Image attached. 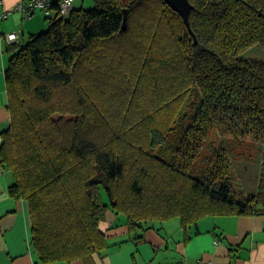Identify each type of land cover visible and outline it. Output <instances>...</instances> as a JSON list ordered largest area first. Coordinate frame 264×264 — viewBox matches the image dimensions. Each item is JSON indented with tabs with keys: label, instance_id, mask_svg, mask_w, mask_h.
<instances>
[{
	"label": "trees",
	"instance_id": "trees-1",
	"mask_svg": "<svg viewBox=\"0 0 264 264\" xmlns=\"http://www.w3.org/2000/svg\"><path fill=\"white\" fill-rule=\"evenodd\" d=\"M190 1L191 29L164 0H95L9 46L0 160L29 205L37 264L105 249L109 210L131 232L264 210V175L260 192L235 193V141L194 172L214 130L264 154V62L240 56L264 46V0Z\"/></svg>",
	"mask_w": 264,
	"mask_h": 264
},
{
	"label": "crops",
	"instance_id": "crops-1",
	"mask_svg": "<svg viewBox=\"0 0 264 264\" xmlns=\"http://www.w3.org/2000/svg\"><path fill=\"white\" fill-rule=\"evenodd\" d=\"M23 0H1L0 15V135L11 124L5 71L9 46L25 44L31 35L44 31L42 14L25 15L15 10ZM95 0H74V8L91 9ZM44 16V15H43ZM18 32L14 42L5 35ZM13 172L0 160V264H37L32 245L29 205L11 197ZM248 215L210 216L184 230L179 218L152 222L131 232L125 218L109 210L100 223L107 246L99 253L72 262L52 264H264V210Z\"/></svg>",
	"mask_w": 264,
	"mask_h": 264
},
{
	"label": "rangeland",
	"instance_id": "rangeland-1",
	"mask_svg": "<svg viewBox=\"0 0 264 264\" xmlns=\"http://www.w3.org/2000/svg\"><path fill=\"white\" fill-rule=\"evenodd\" d=\"M37 14H42L41 18L46 21L44 29L46 31L49 28L50 20L45 18V15L41 11ZM240 56L244 59L264 62V46L259 43L254 44L243 50ZM221 140L229 144H231V141H235L231 151L228 150V152L231 154L232 163L230 171L236 195L238 197H245L260 192L259 189L264 175V154L261 150L262 142L256 141L251 137L244 140L228 139L219 135L217 131H212L209 140L195 161L196 165L194 167L196 170L194 172L206 163L204 158L213 155L215 146L220 147L219 144H222ZM211 143H214V146ZM197 175L200 174L197 173Z\"/></svg>",
	"mask_w": 264,
	"mask_h": 264
},
{
	"label": "built area",
	"instance_id": "built-area-1",
	"mask_svg": "<svg viewBox=\"0 0 264 264\" xmlns=\"http://www.w3.org/2000/svg\"><path fill=\"white\" fill-rule=\"evenodd\" d=\"M74 0H59L57 2L58 9H54V0H23L15 5V10L22 11L24 14L31 16L41 11L45 17H53L56 12L61 15H68L73 8ZM1 3V0H0ZM1 18L7 17V11H3L0 15ZM18 32H10L5 35L6 39L11 43L18 38ZM3 143L2 137H0V145Z\"/></svg>",
	"mask_w": 264,
	"mask_h": 264
},
{
	"label": "water",
	"instance_id": "water-1",
	"mask_svg": "<svg viewBox=\"0 0 264 264\" xmlns=\"http://www.w3.org/2000/svg\"><path fill=\"white\" fill-rule=\"evenodd\" d=\"M173 10L178 12L184 19L189 29L190 27V13L193 9V4L190 0H164ZM128 22V11L125 10L124 13V25L126 26Z\"/></svg>",
	"mask_w": 264,
	"mask_h": 264
}]
</instances>
